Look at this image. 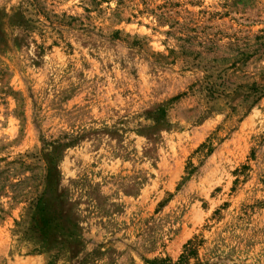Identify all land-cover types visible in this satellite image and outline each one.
I'll use <instances>...</instances> for the list:
<instances>
[{"label":"rangeland","instance_id":"1","mask_svg":"<svg viewBox=\"0 0 264 264\" xmlns=\"http://www.w3.org/2000/svg\"><path fill=\"white\" fill-rule=\"evenodd\" d=\"M264 264V0H0V264Z\"/></svg>","mask_w":264,"mask_h":264},{"label":"trees","instance_id":"2","mask_svg":"<svg viewBox=\"0 0 264 264\" xmlns=\"http://www.w3.org/2000/svg\"><path fill=\"white\" fill-rule=\"evenodd\" d=\"M193 249V244L189 241L187 245L184 247V252L183 254L179 257V260L176 263L173 264H187L186 259H187V254L190 253ZM149 264H171L167 260H160V261H152Z\"/></svg>","mask_w":264,"mask_h":264}]
</instances>
